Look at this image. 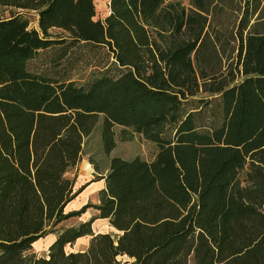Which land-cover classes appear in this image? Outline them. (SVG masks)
I'll return each mask as SVG.
<instances>
[{"label":"trees","instance_id":"1","mask_svg":"<svg viewBox=\"0 0 264 264\" xmlns=\"http://www.w3.org/2000/svg\"><path fill=\"white\" fill-rule=\"evenodd\" d=\"M0 6V264H264V0ZM96 124L104 153L117 126L156 149L89 158L96 212L58 226Z\"/></svg>","mask_w":264,"mask_h":264},{"label":"rangeland","instance_id":"2","mask_svg":"<svg viewBox=\"0 0 264 264\" xmlns=\"http://www.w3.org/2000/svg\"><path fill=\"white\" fill-rule=\"evenodd\" d=\"M179 1L187 5L189 0ZM93 2L96 13L95 18L103 17L108 13V0H93ZM9 12V7L0 6V16H5V14ZM29 25L33 26L36 25V23L31 20ZM227 26L228 24L223 22V28ZM97 124L87 138V142L84 145L83 153L81 155V160L72 168L66 170V175L71 180L73 190H80L74 195V198L68 202L64 210L73 211L74 209L81 208L83 205L87 206L81 213L59 222L58 226L74 225L81 220L88 219L96 212L94 205L98 203V190L103 187V180L98 178L99 172L95 170L92 163L89 161V158L98 165L100 170H103L111 156L119 155L124 158H132L137 155L141 158L149 159L156 149L154 142L144 139L138 133H133L128 139L120 138L118 133L119 126H117L115 127L114 147L108 153H104L101 150V141L99 139ZM91 228L93 231H115L109 226L106 219L99 217L92 220ZM53 237H55V235L52 232H45L44 236L38 238L32 243L31 249L39 255H44L47 250V244L53 239ZM84 238L89 239L87 236ZM80 243V241L78 242V240H75L72 245L66 246V248L71 250L78 249V247L83 248V245H80ZM117 259L122 262V264H130V258L125 255L118 256Z\"/></svg>","mask_w":264,"mask_h":264},{"label":"crops","instance_id":"3","mask_svg":"<svg viewBox=\"0 0 264 264\" xmlns=\"http://www.w3.org/2000/svg\"><path fill=\"white\" fill-rule=\"evenodd\" d=\"M111 227V226H110ZM92 229V228H91ZM93 231V230H92ZM93 232H102V231H93ZM89 237L88 235H83V236H80V237H78V238H76V240H78V242L80 241L81 243H80V245H83L82 247H84L85 245H86V243H87V241H88V239H86V238H84V237ZM54 238V237H53ZM53 239H51V241H52ZM50 241V242H51ZM49 242V243H50ZM75 242V241H74ZM48 243V244H49ZM47 244V245H48ZM78 249H83V248H80V247H78Z\"/></svg>","mask_w":264,"mask_h":264}]
</instances>
